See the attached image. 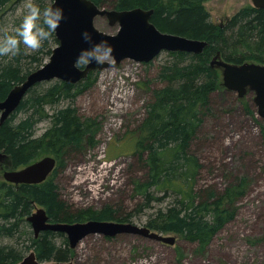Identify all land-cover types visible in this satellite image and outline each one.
Here are the masks:
<instances>
[{
  "label": "trees",
  "instance_id": "trees-1",
  "mask_svg": "<svg viewBox=\"0 0 264 264\" xmlns=\"http://www.w3.org/2000/svg\"><path fill=\"white\" fill-rule=\"evenodd\" d=\"M13 1L0 0V24L4 8ZM92 1L98 6L108 4L110 9L119 11L154 9L152 22L161 31L208 42L202 54L169 53L173 62L164 65L159 73L164 86L155 91L149 114L143 122L144 135L138 138L134 153L139 156L138 162L144 170L143 177L134 184V191L143 200L137 205V214L159 205L147 227L195 242L203 252L211 240L235 220L237 201L247 195L249 186L246 176H238L223 193L211 186L198 187L203 164L195 147L206 119L215 115L214 94L225 90L221 86V71L209 64V58L221 52L227 62L245 63L235 53L247 43L257 42L264 46V9L244 8L221 28L211 22L204 6L209 0ZM40 4L46 6L45 0ZM51 40L58 44L55 34ZM49 41L42 48L47 47ZM48 53L52 54L51 48ZM23 58H32L42 64L36 55H28L24 49L15 60L1 62L0 101L31 73L22 67ZM92 75L93 72L77 84L57 81L44 90L37 84L28 92L17 111L0 125V151L10 156V164L6 165L10 170L28 166L49 152L56 154L61 165L68 155L81 152L86 138L91 145L96 144L91 133L94 125L88 119L83 120L73 108L74 99L91 85ZM67 101H70L68 105L53 113L45 110L48 105L58 108ZM20 114L25 116L18 119ZM44 120H50L51 125L37 136V126ZM57 172L58 168L39 185H15L0 180V239L20 237L21 225L28 226L27 218L37 207L46 209L53 223L83 221V216L73 212L61 198L59 186L54 181ZM131 216L107 205L92 212L89 220L127 223ZM24 233L30 241L27 249L33 250L40 262L71 260L68 243H57L64 234L44 231L36 238L28 229ZM22 258L15 247L0 245V264H17Z\"/></svg>",
  "mask_w": 264,
  "mask_h": 264
},
{
  "label": "rangeland",
  "instance_id": "rangeland-1",
  "mask_svg": "<svg viewBox=\"0 0 264 264\" xmlns=\"http://www.w3.org/2000/svg\"><path fill=\"white\" fill-rule=\"evenodd\" d=\"M38 1L41 3L42 0ZM24 2L14 0L4 8L0 31L11 30L20 22ZM50 3L52 0H45L46 6ZM204 6L210 13L211 22L221 28L226 27L240 10L255 8L252 0H209ZM101 7L111 10L108 4ZM95 26L109 35L119 31V25H110L106 17H97ZM57 45L50 40L47 47L35 51L25 50L21 45V50L24 49L28 55H36L42 63L23 58L22 67L33 72L44 66L51 57L49 49L53 50ZM235 54L242 57L245 63L264 65V46L257 42L247 43ZM19 55L0 57V63L15 60ZM212 59L209 58V64ZM169 62H173L172 56L169 52H163L147 64L125 61L118 68L93 72L91 85L74 99L73 108L77 114L94 125L91 133L96 144L91 145L86 138L81 152L74 156L68 155L61 165L58 161L54 181L59 186L61 198L71 206L73 212L83 216L81 223L92 221L89 220L92 212L111 205L132 214L131 221L127 223L147 227L150 216L159 207L156 205L155 209L142 214L136 212L137 205L143 200L134 191V184L143 177L144 170L138 162L139 156L134 153L138 138L144 135L143 122L149 114L155 91L164 86L159 80V73ZM57 81L41 83L39 88L47 89ZM254 98V93H248L244 99H240L237 93L226 89L214 94L215 115L206 119L207 123L195 147L203 164L199 188L211 186L223 193L235 177L246 176L249 180L247 195L237 201L235 220L226 225L203 252L197 243L175 234H163L175 237L174 245L135 234H121L112 238L90 235L75 249L70 248L72 253L68 262L264 264V120L258 115ZM69 103L63 102L58 108L48 105L45 110L53 113ZM24 116L20 114L18 119ZM50 125V120L40 122L37 136H41ZM46 156L57 158L56 154L49 152L43 153L37 161ZM2 176L3 173H0V178ZM27 229L34 233L30 223L28 226L21 225L22 233ZM22 233L13 239L1 238L0 245L15 247L22 253L23 260L33 250L27 249L29 236ZM65 241L69 245L66 235L58 238L57 243L63 244Z\"/></svg>",
  "mask_w": 264,
  "mask_h": 264
},
{
  "label": "water",
  "instance_id": "water-1",
  "mask_svg": "<svg viewBox=\"0 0 264 264\" xmlns=\"http://www.w3.org/2000/svg\"><path fill=\"white\" fill-rule=\"evenodd\" d=\"M256 9H264V0H252ZM63 8L64 19L57 28L55 37L58 41L51 57L44 66L31 72L26 79L15 85L7 97L0 101V125L8 120L19 108L28 92L37 84L58 80L67 84H77L87 79L92 72L117 68L125 60L150 63L161 53L202 54L207 41L161 31L153 22L154 9L134 8L119 11L98 6L92 0H57ZM97 17H106L110 25H119L115 35L101 32L95 26ZM89 31L96 41L107 40L114 47V61H105L102 65L95 62L77 67L75 61L82 48L88 47L82 38L83 31ZM210 65L222 72V87L237 93L244 99L248 93H254L258 115L264 120V65L255 63L234 64L223 59L221 52L213 57ZM10 156L0 151V165H9ZM57 167V159L46 156L23 169L6 170L2 179L15 185H39L48 180ZM36 238L44 231H53L67 236L69 246L75 249L90 235L116 237L121 234L140 235L158 242L174 245L175 237L164 236L148 227L133 223L92 220L87 223H53L44 208L27 218ZM17 264H73L72 262H40L36 253L31 251Z\"/></svg>",
  "mask_w": 264,
  "mask_h": 264
},
{
  "label": "clouds",
  "instance_id": "clouds-1",
  "mask_svg": "<svg viewBox=\"0 0 264 264\" xmlns=\"http://www.w3.org/2000/svg\"><path fill=\"white\" fill-rule=\"evenodd\" d=\"M64 19L63 8L57 5V0L41 7L38 0H25L24 12L20 22L11 30L0 31V56H16L25 50H39L46 41L53 38L61 21ZM82 38L88 45L80 50L75 61L77 67L87 66L95 62L102 65L111 59L115 66L114 47L107 40L96 41L92 34L85 30Z\"/></svg>",
  "mask_w": 264,
  "mask_h": 264
},
{
  "label": "flooded vegetation",
  "instance_id": "flooded-vegetation-1",
  "mask_svg": "<svg viewBox=\"0 0 264 264\" xmlns=\"http://www.w3.org/2000/svg\"><path fill=\"white\" fill-rule=\"evenodd\" d=\"M6 170H10V167H8V166H6V165H3V166H1L0 165V171H3V172H0V173H4V171H6ZM2 178H0V180H1ZM3 180V179H2Z\"/></svg>",
  "mask_w": 264,
  "mask_h": 264
},
{
  "label": "built area",
  "instance_id": "built-area-1",
  "mask_svg": "<svg viewBox=\"0 0 264 264\" xmlns=\"http://www.w3.org/2000/svg\"><path fill=\"white\" fill-rule=\"evenodd\" d=\"M134 63H135V62H134ZM136 64L140 65V63H136Z\"/></svg>",
  "mask_w": 264,
  "mask_h": 264
}]
</instances>
